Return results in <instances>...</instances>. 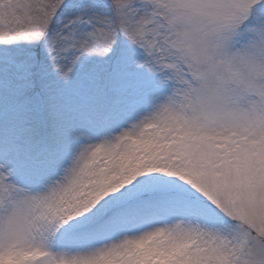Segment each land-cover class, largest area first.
I'll list each match as a JSON object with an SVG mask.
<instances>
[{
    "label": "snow or ice",
    "instance_id": "obj_1",
    "mask_svg": "<svg viewBox=\"0 0 264 264\" xmlns=\"http://www.w3.org/2000/svg\"><path fill=\"white\" fill-rule=\"evenodd\" d=\"M0 264H264V0H0Z\"/></svg>",
    "mask_w": 264,
    "mask_h": 264
}]
</instances>
